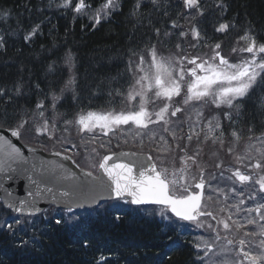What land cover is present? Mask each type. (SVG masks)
Instances as JSON below:
<instances>
[{
  "label": "trees",
  "instance_id": "1",
  "mask_svg": "<svg viewBox=\"0 0 264 264\" xmlns=\"http://www.w3.org/2000/svg\"><path fill=\"white\" fill-rule=\"evenodd\" d=\"M63 3L0 0V34L5 35L7 49L0 50V85L11 88L17 80L24 84L21 96L9 92L13 95L7 101L10 112L13 108L32 109L44 101L45 117L54 125L52 134L36 132L30 121L22 132L25 142L70 153L81 166L92 170L108 152L125 148L154 152L141 130L131 123L107 135L82 133L78 126L79 117L89 111L103 113L134 106L131 101L125 103L119 93L131 92L135 80L143 75L136 66L140 55L145 61L143 68L149 69L151 46L164 58L173 54L188 57V51L204 58L220 43L218 51L235 59L241 52L232 49L246 46L241 39L246 29L251 28L257 41L264 42V0H223L226 10L218 7L220 0H200L203 15L186 8L184 0H158L155 5L142 0L138 17L129 15L133 0H121V9L108 19L102 18L95 27L90 17L104 0H85L91 7H86L83 14L74 11L77 0H71L68 8L62 7ZM221 23L229 24L225 32L216 31ZM37 24L40 32L26 41L24 36ZM193 27L199 37L191 31ZM69 50L77 58L78 99L72 98L71 90L61 93L69 77L64 63ZM185 65L190 66L187 62ZM53 94L62 96L56 105L61 115L55 119L49 108ZM4 107L5 98L0 97V110ZM242 109L235 118L239 126L234 130L241 134V140L259 137L264 131V97L254 95L242 103ZM218 112L225 119L223 110L211 106L206 108L205 117L212 118ZM65 120L72 123L66 125ZM0 125L16 127L13 119H0ZM187 147L182 146L167 164L179 167L183 152L190 151ZM117 215L119 220L115 219ZM16 220L21 223L17 225ZM8 224H12L11 229ZM193 224L173 217L163 207L133 206L123 200L86 211L50 207L34 217L16 216L0 202V264H200L198 257L203 251L195 245L199 232L202 235L207 229Z\"/></svg>",
  "mask_w": 264,
  "mask_h": 264
},
{
  "label": "snow or ice",
  "instance_id": "2",
  "mask_svg": "<svg viewBox=\"0 0 264 264\" xmlns=\"http://www.w3.org/2000/svg\"><path fill=\"white\" fill-rule=\"evenodd\" d=\"M153 5L158 3V0H151ZM142 5V0H133L131 5L129 15L138 17ZM184 5L188 9H196L197 15H203L204 10L201 7L200 0H184ZM64 8L71 6V0H64ZM90 8V5L85 4V0H77L75 4L74 11L76 13H84L85 8ZM122 7L121 0H104V3L100 5L90 17L93 21V27L101 22V19H108L112 16V13L120 10ZM218 7L222 10H226V5L223 0H220ZM175 26V22H173ZM229 28L228 23H221L216 29L218 32H225ZM159 34V29L154 30ZM196 37L200 36L199 31L193 27L191 29ZM40 32V25H35L27 35L24 36L26 41H30L34 36ZM253 30L251 28L246 29L244 36L241 39L246 41V46L240 49L233 48L232 51L248 53L250 58H242L237 62H231L228 58L221 55L220 43H216L213 47V53L208 59H201L199 57L189 60L187 57H182L178 59H166L163 56H159L156 47L151 46L148 51L150 52V67L148 70L143 68L144 58L143 55L139 56V64L136 66L140 68L144 75H140L139 79H136L132 85V91L127 94L119 93L124 97V102L134 101L137 97L142 98L138 105L131 106L127 110L120 111H108L103 113H97L89 111L87 115H81L78 120L81 131L92 132L95 129H100V131L107 135L109 132H116L123 125H129L130 123L138 130L148 129L150 124H156L159 122H164L165 125L169 123L166 116H176L177 113L184 111L183 107H177L173 104L174 97H180L182 90L185 91V95L182 97V105H193L198 103L199 108H196L197 119H203V108L204 106H215L217 109L223 110L224 118L229 121V127H232V123L235 122V118L241 115L242 103L250 100L254 95L259 94L260 97H264V42L257 41L255 35L252 34ZM187 33H181V35H186ZM0 50L6 49V38L4 34H0ZM132 55H138L135 51L130 50ZM187 60L192 67L185 70L183 66V61ZM197 60H200L197 63ZM64 63L68 66L69 77L66 82H64V87L61 89V93L66 90H71L73 92V99L79 98V93L76 89L80 87L76 71L77 58L69 50L64 57ZM132 64V61H129ZM50 70H55L52 65L49 66ZM185 76L189 79L185 81ZM24 87L23 82L17 80L11 88L6 85H0V97L5 98V107L0 110V119L5 121L9 119L15 120L16 127L11 129V135L20 139L22 137V132L25 127L31 121L36 132L41 134L48 133L52 134V128L54 125H50L49 119L45 117V105L44 101H39L34 108H13L10 112L7 107V101L13 99V95H9V92H13L14 96H21L23 93L21 89ZM39 88V85H35ZM112 95V93H109ZM149 96L155 97L157 100L164 101L162 107L158 111H150ZM62 99V96H55L53 94L52 101L49 108L52 110L53 119L58 118L61 114L56 111V105L58 101ZM171 109V111H170ZM153 115L156 119L153 120ZM215 121V122H214ZM39 122V123H38ZM64 123L67 125L72 123L71 121L65 120ZM264 127V126H262ZM208 133L205 134L203 140L205 142L211 140L213 143H219L221 147L223 146V125L220 122V117L218 115L213 116L208 120L207 123ZM168 131V128L164 129ZM251 132L252 129H249ZM219 133V135L217 134ZM139 134V131L138 133ZM231 136L235 138L234 142L238 143L243 137L236 131H231ZM154 136L155 133H152ZM173 138H175V133H172ZM196 139L200 140V134L195 133ZM163 139V137H161ZM193 139L192 135L187 136V140L191 141ZM249 140L257 139L261 145V155L264 156V131L260 133L259 137L250 136ZM253 145H249L251 149ZM35 151V149L33 150ZM186 151V150H185ZM228 151H233V148H229ZM0 171H11L12 164L16 161H24L27 163L26 158L23 156L20 147H16L12 144L11 140L7 139L3 135H0ZM59 155V153H58ZM128 155V154H121ZM199 155V151L195 152L192 157H187L195 163L196 156ZM112 156H105L103 162H101L98 167L104 171L107 175L110 183L108 187L115 196L118 198H123L127 194L131 200L130 202L135 205L143 204H155L163 205L170 213L174 214L176 218L182 221H196L199 227H204L203 224L199 223V217L209 216L215 219L211 211L202 212L201 211V201L203 199V189L205 183L203 180V175L200 177V182L195 184L199 192H190L189 185H181L177 182L175 177V172L170 173L167 167L157 168V165L148 158V164L145 165L141 163L139 165L140 171L139 176L133 175V168L135 165L132 163H112L109 165V161ZM63 167V166H61ZM255 169L264 171L261 163L257 162L254 166ZM31 169L34 172L40 173L38 179H32L29 177L31 183L35 185V193H40V185L42 183L46 184L50 178L53 177L54 173L45 167L43 163L37 165L35 163L31 164ZM27 171V169H23ZM183 172V169L181 170ZM203 172V170H201ZM88 176H92V173H87ZM170 176L173 178L170 179ZM234 176L238 179L240 183L249 182L252 180L250 175L243 174L239 169L234 173ZM95 179L100 180L102 178L96 177ZM195 179V177H193ZM259 191L262 194L261 199H264V175H261L258 180ZM47 192H52L51 188L44 189ZM235 191V189H232ZM33 191L28 192V197H33L35 194ZM179 193V194H178ZM62 195L68 196L69 193L65 192ZM243 195V193H241ZM256 193L250 199H255ZM211 199V197H209ZM243 203V201H241ZM35 199H21L17 203H12L8 207L12 208L16 212L29 211V214L41 211L39 208L35 207ZM237 211L241 209L236 206ZM264 209V203H257L254 208L244 209L246 213L249 214L247 222L249 224H256L257 221L251 218V213H261ZM71 210V209H69ZM224 211V209H221ZM115 219L119 220L120 216H116ZM260 220H264V214L260 215ZM15 223L18 225L21 223L20 220H16ZM57 224L60 220L56 221ZM218 223L223 224L225 230L230 229V224L228 220H223ZM233 224L237 228L240 225L233 221ZM9 229L12 228V224H8ZM207 227L214 233V236L210 239H203L202 244L197 243L196 248L203 247V256H199L198 259L200 264H264V239L259 241V248L261 251L257 255H253L251 251H246L244 245L246 240L241 238L237 243L239 247L237 249H232L228 246L233 245V240L228 239L225 246H219L218 241L222 239L219 232L216 231L211 224ZM245 237L249 233L244 234ZM259 235L264 237V225H260ZM226 239V238H225ZM87 244V241H84ZM249 243H253L249 241ZM211 253V255H209ZM229 254H232L238 258L242 259H230ZM167 256V253H165ZM102 259H104L102 257Z\"/></svg>",
  "mask_w": 264,
  "mask_h": 264
},
{
  "label": "water",
  "instance_id": "3",
  "mask_svg": "<svg viewBox=\"0 0 264 264\" xmlns=\"http://www.w3.org/2000/svg\"><path fill=\"white\" fill-rule=\"evenodd\" d=\"M193 58L197 57H192L189 60ZM197 63H199L198 60ZM11 129L14 128L0 126V135L11 140L12 144L16 147H20L23 156L27 160V163L19 160L13 163V170L11 171H0V200L2 205L14 214L19 216H35L41 214L51 205L60 209L88 210L109 200H131L127 194H125L123 198L115 196V193L108 187L110 181L102 169L99 168L98 173L95 174L94 172L79 166L75 159L67 153L56 150L46 151L42 148L29 145L23 142L21 138L17 139L16 137H13L11 135ZM34 149L35 151H33ZM2 155L3 154L0 153V156ZM106 156H112V159L108 162L109 165L112 163H132L135 165L133 168V175L137 177L141 170L139 167L141 163L147 165L149 157L154 163L149 153H141L133 150H121L109 153ZM103 159L101 162H103ZM33 163L37 165L43 163L46 168L54 173L53 177L50 178L46 184L42 183L40 185V193H35V185H33L29 179V177L32 179H38L40 175V173L32 171L31 164ZM23 169H27V171ZM89 172L92 173V176L87 175ZM96 177L102 179L97 180L95 179ZM199 182L200 180L198 183ZM45 188H51L52 192L45 191ZM29 191L35 193L33 197H28ZM199 191L201 190L198 189L197 192ZM65 192L69 193V195H62ZM21 199H35V207L39 208L41 211L34 212L30 215L27 210L21 213L8 207V205L14 202L18 204ZM143 205L155 204L149 203Z\"/></svg>",
  "mask_w": 264,
  "mask_h": 264
},
{
  "label": "rangeland",
  "instance_id": "4",
  "mask_svg": "<svg viewBox=\"0 0 264 264\" xmlns=\"http://www.w3.org/2000/svg\"><path fill=\"white\" fill-rule=\"evenodd\" d=\"M221 55L225 56L226 58H228L231 62H237L239 61L240 59L242 58H250V54L248 53H241L238 55L237 58L235 59H232L230 56H227L225 55L224 53H222L220 51ZM161 54H159L160 56ZM186 55H178V54H173V55H168L166 56V59H178V58H182V57H185ZM211 55H207L205 56L204 58L201 57V59H208ZM185 62H187L186 60L183 61V66L185 68V70H187L188 68L192 67L193 65H190V66H186L185 65ZM139 73L142 74L143 72L140 71V68H139ZM145 73H143L144 75ZM189 79L188 76H185V81H187ZM185 95V91L182 90V93H181V96L180 97H174L173 98V104L177 107H180L181 105V100L182 97ZM142 98L140 97H137L136 100L134 101H131L132 102V105H138L140 103ZM164 104V101L162 100H157L155 97H152V96H149V104H148V107H149V110L150 111H158L160 107H162ZM178 104V105H177ZM185 107V110L181 113H177L176 116H168L166 119H168L170 122V126L175 129V130H180L182 128H184L185 126H194L195 129H199L200 126L199 125H196L195 124V121H200L201 119H197V116H196V108H199L200 105L197 103L195 104V108L193 107V105H184ZM208 106H204L203 108V112L206 110ZM211 107H215V106H211ZM184 109V108H183ZM171 110V109H170ZM97 113H100V112H97ZM204 115V114H203ZM216 115H218L220 117V112H218ZM86 116V115H85ZM156 117L155 115H153V120H155ZM189 120H193L192 122H189ZM208 122V121H206ZM215 122V121H214ZM220 122L222 125H225L226 129L227 127H229V121H227L226 119H223L220 117ZM79 126V124H78ZM165 126V125H164ZM79 130H80V126H79ZM81 131V130H80ZM86 131V130H85ZM85 131H81L82 133H84ZM94 131H98V132H101L100 129H95ZM88 132V131H87ZM93 132V131H92ZM208 132V130H207ZM153 135H151V138H148L146 140V142L150 145H152L153 149H154V155H155V158L156 160L158 161L159 164H162V163H165V162H168L171 158L170 156V148L169 146L167 145V143L163 140H158L156 137H152ZM259 143L257 142H254L252 143L251 145L253 146H257ZM180 146H191V141H186L185 143H182L181 141H179L177 144H176V147H180ZM248 152L243 154V155H240L236 160L237 161H242V162H249L251 161L250 159H247L245 157H248L246 156L247 154L251 155V156H255V160L257 159L258 155L256 154V152L251 148L249 149V145L246 147ZM196 151V150H195ZM255 153V155H254ZM178 164H175L173 166H170L168 165L169 167H167L169 169V172L172 173V172H175V179L178 181V179L182 180L183 182H186L185 184H188L187 181H191L192 179V175H189V172H191V167H192V163H185V166L183 165L182 167H177ZM183 169V172H181V170ZM250 170H253L254 169L252 167L249 168ZM262 172L261 170H259V173ZM264 175V174H263ZM228 176V177H226ZM171 178H173L172 176H170ZM217 180H214L216 185L219 186V187H214L213 191L216 193V194H219L218 193V190L219 189H222V191L224 192L225 196L227 194H229L232 189L236 188V191L240 192L242 191L241 187L238 186L239 182L238 183H233V177L230 176L229 174H224V170L222 169L221 171H219V174L217 176ZM221 192V190H220ZM261 214H264V209L261 210ZM199 223L200 224H203L204 225V228H206V225H209L208 223V218H203V220H199ZM193 227H196V228H200L198 226V223L195 222V224L192 225ZM254 229H257V228H254ZM253 230V229H252ZM206 230H203L202 232V235L201 233L199 232V235H198V243H201L202 244V238L203 239H207V238H212L213 235H211L210 237H207V234L205 232ZM210 229L208 231V233H210ZM224 231H226L224 229ZM252 233V231H251ZM218 245L220 246V242L218 241ZM199 250L203 251V247L201 246L200 248H198ZM211 255V253L209 254ZM203 256V255H202Z\"/></svg>",
  "mask_w": 264,
  "mask_h": 264
},
{
  "label": "flooded vegetation",
  "instance_id": "5",
  "mask_svg": "<svg viewBox=\"0 0 264 264\" xmlns=\"http://www.w3.org/2000/svg\"><path fill=\"white\" fill-rule=\"evenodd\" d=\"M239 125H232V127H238ZM233 143H235L234 141H232ZM241 141H239L238 143H240ZM208 168V167H207ZM208 170V169H207ZM252 186L248 187L249 191H252V189L254 191H256L255 185L253 183H250ZM195 187V186H194ZM189 191L190 192H195V190H193V188H191V186H189ZM179 194V193H178ZM253 195V192L248 194L249 197H251ZM234 196L233 191H231L229 194H227L225 196L224 192L221 190V192L219 194H216L215 192L210 193V189L208 188V192L206 195H204L205 200L204 202H206L205 207L207 209L203 210L205 212L207 211H211L214 210L216 212V214H214L215 219H213L212 217H209L211 220L215 221V223L217 224V220L223 221V220H228L229 224H230V229L226 230L223 235V237H225L226 239H234L237 238L238 240H240L241 238H244L245 240H249L252 241L253 247H255L256 249H260L259 248V241L261 239H264V237H261L260 235H248L247 237L242 236V235H235L232 234V232L236 229H238L236 227L235 224H233V221L237 222L238 225H240L239 228H242V221H244V219L247 218V214L243 213V209L242 206L236 201V198H232ZM209 197H211V199H209ZM253 204H257L260 202L259 197H257V194L255 196V199H251ZM203 206V204H202ZM236 206H238L241 211H237ZM204 209V208H203ZM221 209H224V211H221ZM244 214V217H243ZM216 215L218 216V218L216 217ZM257 220H260V216L256 215ZM252 219H255L254 217V213H252ZM256 220V219H255ZM256 220V221H257ZM223 225V224H222ZM250 229H252L250 226H248ZM255 227L253 226V229Z\"/></svg>",
  "mask_w": 264,
  "mask_h": 264
}]
</instances>
